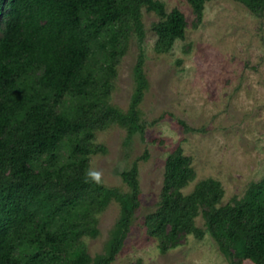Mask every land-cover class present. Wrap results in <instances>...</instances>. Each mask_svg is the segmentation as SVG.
Masks as SVG:
<instances>
[{"label": "trees", "instance_id": "obj_1", "mask_svg": "<svg viewBox=\"0 0 264 264\" xmlns=\"http://www.w3.org/2000/svg\"><path fill=\"white\" fill-rule=\"evenodd\" d=\"M206 1L188 0L197 22ZM236 1L264 10V0ZM142 7L159 16L156 52L184 37V14L167 12L160 0H0V264H112L120 251L139 206L137 164L120 172L123 191L94 179L89 158L105 151L97 130L117 124L126 142L143 133L141 48L127 109L110 102L131 35L143 43ZM194 178L190 157L176 146L165 159L158 206L143 221L159 250L207 230L230 264H264V176L226 203L213 177L183 192ZM111 200L119 216L104 252L91 256L83 237L99 233L97 215ZM199 214L205 228L195 224Z\"/></svg>", "mask_w": 264, "mask_h": 264}, {"label": "rangeland", "instance_id": "obj_2", "mask_svg": "<svg viewBox=\"0 0 264 264\" xmlns=\"http://www.w3.org/2000/svg\"><path fill=\"white\" fill-rule=\"evenodd\" d=\"M160 1L167 12L177 8L184 14V37L167 52H156L152 24L159 16L142 7L143 43L131 35L110 93V102L126 110L141 48L148 80L140 103L143 133L126 142V130L117 124L97 130L95 141L105 151L89 158L91 173H98L105 186L123 191L128 186L120 172L134 161L138 168L139 206L112 264H230L207 230L201 238L185 234L163 253L143 221L158 206L165 159L178 145L195 172L183 192L199 179L213 177L220 181L226 203L264 176V10L255 14L236 0H207L197 22L188 0ZM118 216L115 200L97 215L99 233L83 237L91 256L104 252ZM195 224L205 228L200 214Z\"/></svg>", "mask_w": 264, "mask_h": 264}, {"label": "clouds", "instance_id": "obj_3", "mask_svg": "<svg viewBox=\"0 0 264 264\" xmlns=\"http://www.w3.org/2000/svg\"><path fill=\"white\" fill-rule=\"evenodd\" d=\"M91 176L96 179L99 180V174L98 173H91Z\"/></svg>", "mask_w": 264, "mask_h": 264}]
</instances>
